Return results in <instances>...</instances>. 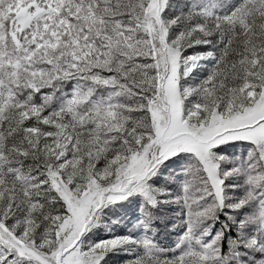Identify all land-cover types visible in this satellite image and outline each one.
I'll return each mask as SVG.
<instances>
[{"label":"snow or ice","instance_id":"snow-or-ice-1","mask_svg":"<svg viewBox=\"0 0 264 264\" xmlns=\"http://www.w3.org/2000/svg\"><path fill=\"white\" fill-rule=\"evenodd\" d=\"M0 264H264V0H0Z\"/></svg>","mask_w":264,"mask_h":264},{"label":"rangeland","instance_id":"rangeland-1","mask_svg":"<svg viewBox=\"0 0 264 264\" xmlns=\"http://www.w3.org/2000/svg\"><path fill=\"white\" fill-rule=\"evenodd\" d=\"M172 239L174 240V239H175V237H172Z\"/></svg>","mask_w":264,"mask_h":264},{"label":"trees","instance_id":"trees-1","mask_svg":"<svg viewBox=\"0 0 264 264\" xmlns=\"http://www.w3.org/2000/svg\"><path fill=\"white\" fill-rule=\"evenodd\" d=\"M171 239H172V237H171Z\"/></svg>","mask_w":264,"mask_h":264}]
</instances>
